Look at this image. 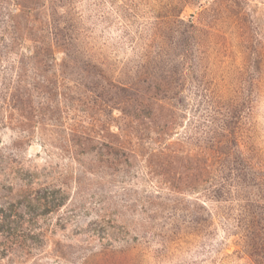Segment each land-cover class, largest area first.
<instances>
[{
  "label": "rangeland",
  "instance_id": "rangeland-1",
  "mask_svg": "<svg viewBox=\"0 0 264 264\" xmlns=\"http://www.w3.org/2000/svg\"><path fill=\"white\" fill-rule=\"evenodd\" d=\"M0 264H264V0H0Z\"/></svg>",
  "mask_w": 264,
  "mask_h": 264
}]
</instances>
